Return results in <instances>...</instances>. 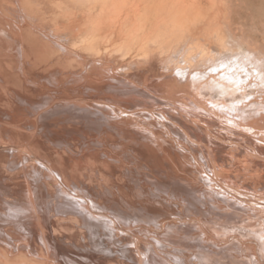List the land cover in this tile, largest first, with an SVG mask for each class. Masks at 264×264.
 Listing matches in <instances>:
<instances>
[{"label":"bare ground","instance_id":"bare-ground-1","mask_svg":"<svg viewBox=\"0 0 264 264\" xmlns=\"http://www.w3.org/2000/svg\"><path fill=\"white\" fill-rule=\"evenodd\" d=\"M206 4L0 0V264H264V36Z\"/></svg>","mask_w":264,"mask_h":264},{"label":"rangeland","instance_id":"rangeland-1","mask_svg":"<svg viewBox=\"0 0 264 264\" xmlns=\"http://www.w3.org/2000/svg\"><path fill=\"white\" fill-rule=\"evenodd\" d=\"M215 1H218V0H215ZM207 2H210V0L209 1L203 0V3L206 6H207V4H206ZM230 6L231 7L229 10V15L231 16V20L234 22V26H240V25H236V24L237 23L243 24L245 22L244 25L240 26V28L244 32L248 31V33L245 32V34H250V35L255 36V37L257 36V38L262 39L263 38L262 36H264V0H230ZM242 21H243V23H242ZM211 47H213V46H211ZM165 53H166V51H165ZM162 56H164V55H162ZM157 63L159 64V65H157V67L160 70L163 69V68H160V66L162 65V62L157 61ZM231 137L235 138L236 135L234 136V134H233V135H231ZM218 227H219V225L215 226L216 229H219ZM231 253H233V252H231ZM244 256H245V254H244ZM244 256L242 255V257H244ZM237 257H238V259L242 260L241 255H238ZM237 257H235V258H237ZM226 259H228V258H226ZM235 260H237V259H235ZM229 262H230L229 260H226L227 264L236 263L235 261H234V263L233 262L229 263ZM236 264H238V263H236Z\"/></svg>","mask_w":264,"mask_h":264}]
</instances>
